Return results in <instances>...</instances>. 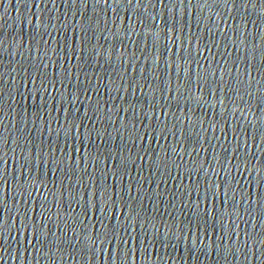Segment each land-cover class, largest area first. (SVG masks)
<instances>
[{
    "label": "water",
    "instance_id": "1",
    "mask_svg": "<svg viewBox=\"0 0 264 264\" xmlns=\"http://www.w3.org/2000/svg\"><path fill=\"white\" fill-rule=\"evenodd\" d=\"M0 264H264V0H0Z\"/></svg>",
    "mask_w": 264,
    "mask_h": 264
}]
</instances>
